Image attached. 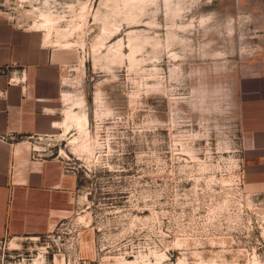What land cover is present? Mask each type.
I'll return each instance as SVG.
<instances>
[{
    "label": "rangeland",
    "instance_id": "374dc122",
    "mask_svg": "<svg viewBox=\"0 0 264 264\" xmlns=\"http://www.w3.org/2000/svg\"><path fill=\"white\" fill-rule=\"evenodd\" d=\"M215 5L0 0V38L60 52V122L30 140L77 176L49 231L0 237V264H264V189L247 182Z\"/></svg>",
    "mask_w": 264,
    "mask_h": 264
},
{
    "label": "crops",
    "instance_id": "0c3cea01",
    "mask_svg": "<svg viewBox=\"0 0 264 264\" xmlns=\"http://www.w3.org/2000/svg\"><path fill=\"white\" fill-rule=\"evenodd\" d=\"M210 10L232 31L245 174L264 189V0H216ZM1 36L0 67L17 68L0 71V237L41 234L69 209L77 184L60 158L35 152L30 140L60 122L62 58L39 41Z\"/></svg>",
    "mask_w": 264,
    "mask_h": 264
},
{
    "label": "bare ground",
    "instance_id": "6f19581e",
    "mask_svg": "<svg viewBox=\"0 0 264 264\" xmlns=\"http://www.w3.org/2000/svg\"><path fill=\"white\" fill-rule=\"evenodd\" d=\"M86 113L81 114L69 113L65 122L66 131L69 129H74L77 132H82L85 129L86 124Z\"/></svg>",
    "mask_w": 264,
    "mask_h": 264
}]
</instances>
